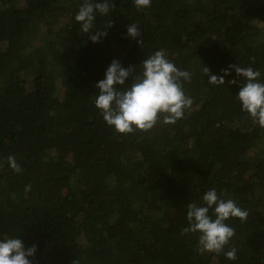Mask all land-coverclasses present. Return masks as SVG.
<instances>
[{
	"label": "trees",
	"instance_id": "1",
	"mask_svg": "<svg viewBox=\"0 0 264 264\" xmlns=\"http://www.w3.org/2000/svg\"><path fill=\"white\" fill-rule=\"evenodd\" d=\"M81 3L0 0V234L35 245L33 264H264V129L241 112L234 72L215 86L201 68L264 80V0H113L96 43L74 21ZM160 49L192 73L193 104L174 125L121 136L94 85L113 59L139 75ZM211 188L248 212L227 221L234 261L182 234L186 205Z\"/></svg>",
	"mask_w": 264,
	"mask_h": 264
},
{
	"label": "clouds",
	"instance_id": "2",
	"mask_svg": "<svg viewBox=\"0 0 264 264\" xmlns=\"http://www.w3.org/2000/svg\"><path fill=\"white\" fill-rule=\"evenodd\" d=\"M151 2L134 0V5L137 9H145L151 6ZM113 7V0H82L74 21L80 25V31L88 34L89 40L96 43L107 35L106 31L97 30V20L110 17ZM126 36L138 45L141 43V31L135 23L127 27ZM140 67L141 72L136 75L131 65L124 67L113 59L105 69L103 78L94 85L98 89L94 98L98 115L106 126L121 136L148 132L158 123L174 125L184 118L186 110L193 104L183 87L191 80L192 73L178 68L165 50L160 49L146 56ZM201 68L208 82L215 86H225V77L234 72L238 79H230L227 83L238 87L235 100L241 112L264 129V80L259 69L235 64L229 65L222 75L217 76L208 67ZM4 163L0 161V167ZM6 163L14 172L22 171L14 156H7ZM29 189L30 186H26L25 191ZM247 216L248 212L239 207L235 200L224 198L215 188H211L203 193L200 201L186 205L187 226L182 229V234L197 233L198 251L223 252L226 259L234 261L237 250L233 247L225 251L235 235V229L227 221L233 218L244 221ZM18 236L0 234V264H33L30 258L34 257L36 246L26 247Z\"/></svg>",
	"mask_w": 264,
	"mask_h": 264
},
{
	"label": "rangeland",
	"instance_id": "3",
	"mask_svg": "<svg viewBox=\"0 0 264 264\" xmlns=\"http://www.w3.org/2000/svg\"><path fill=\"white\" fill-rule=\"evenodd\" d=\"M62 152L65 154V151L62 149Z\"/></svg>",
	"mask_w": 264,
	"mask_h": 264
}]
</instances>
